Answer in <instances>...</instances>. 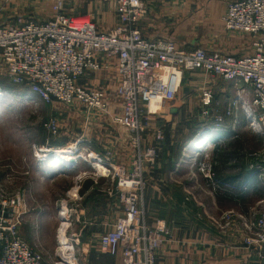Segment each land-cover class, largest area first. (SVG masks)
Listing matches in <instances>:
<instances>
[{"label":"built area","instance_id":"built-area-1","mask_svg":"<svg viewBox=\"0 0 264 264\" xmlns=\"http://www.w3.org/2000/svg\"><path fill=\"white\" fill-rule=\"evenodd\" d=\"M146 2L115 0L116 21L106 31L77 10L68 11L67 0H55L53 15L48 19L27 18L19 24H0V61L10 82L20 89L27 88L48 104L59 101L74 106L77 101L87 109L108 113L110 94L107 87L89 86L83 79L108 68L110 59H116L117 93L122 101L121 112L113 114L112 119L132 133L138 154L129 166L115 164L109 154L84 157L78 153L76 158L92 161L97 169L100 164L103 170H98L102 175L116 178L115 194L124 212L113 228L100 235L99 240L103 251L120 255L124 264H157L158 252L170 234L164 220H157L155 224L147 221L144 169L146 162L153 163L156 149L142 151L141 135L145 129L144 114H156L165 103L174 101L187 71L201 70L235 83V96L226 108H218L214 123L220 126L230 118L235 128L240 124L239 115L244 117L247 127L262 141L258 150L248 154L247 168L264 182V0H228L222 16L226 30L252 36L253 52L246 55L208 51L201 47L180 49L172 38L146 37L140 29L141 21L148 15ZM1 90L2 86L0 92H3ZM213 98L212 89L202 91V114L206 117L211 115ZM153 104H156L154 109ZM44 128L50 137L58 136L59 119L48 118ZM158 136L161 138L160 134ZM77 148L52 151L50 146L33 145L40 162L57 152L75 153ZM204 155L199 169L210 179L213 188L219 189L221 185L214 180V162L208 153ZM230 186L223 187L229 189ZM71 194L79 196L77 186ZM23 200L24 192L4 195L0 189V264H48L20 233L19 210ZM260 203L264 204V196L257 204ZM61 205L59 215L62 222L57 228L60 247L61 234L74 224L69 217L67 201ZM234 215V211H227L223 218L228 224ZM239 217L247 231L245 245L255 249L264 260V208L256 207L249 215ZM60 247L53 264H80L74 252L69 259L61 258Z\"/></svg>","mask_w":264,"mask_h":264},{"label":"crops","instance_id":"crops-1","mask_svg":"<svg viewBox=\"0 0 264 264\" xmlns=\"http://www.w3.org/2000/svg\"><path fill=\"white\" fill-rule=\"evenodd\" d=\"M96 1L99 3L105 0H67V5H79L82 8ZM148 2V15L140 24V29L146 37L168 35V23L170 24V20H174L179 13L178 15L185 14L188 18H185L184 24L177 29L186 35L189 32L184 38L172 37L180 49L201 47L208 51L235 55L253 52L250 34L227 32L223 25L219 29L221 32L213 33L212 36L192 35L191 27L200 18L199 13L206 14L205 23L211 26L210 28L215 23L221 25L228 0H212L205 7L201 5L196 7L194 12L191 1L183 3L182 0H149ZM50 17L46 15L39 19ZM89 75L87 79H83L86 85L106 86L117 90L119 74L115 58L110 59L108 68ZM206 88L214 92L211 115L208 117L197 110V107H203L201 94ZM236 89L237 86L232 81H226L201 70L187 71L183 76L177 98L169 106L171 119L168 122L172 123V130L183 122L188 125L197 123L195 126L197 128L207 126V129L211 127L213 129L203 134L204 136L198 134L200 130L187 134L186 144L176 153L173 152L175 143L173 138L177 131L171 132L173 134L167 143L169 150L163 153L164 159L145 167L147 190L144 195V205L147 210V221L149 224H155L157 220H164L170 229L169 236L158 252L157 264H264V260L256 250L245 245L244 236L247 231L243 228L239 217L241 214L249 215L250 211L256 208V204L248 206L245 198L264 184L258 180L255 172L247 168L248 154L255 150L249 151L251 146L245 147V139H248L250 145L251 138L254 141L258 135L247 127L241 114L240 124L235 128L232 127L230 118L220 126L214 123V115L218 108L223 110L227 107L229 100L235 96ZM114 108H109L113 112L111 116L85 113L82 122L84 127L90 126L89 129L83 128L80 132L63 131L56 137H50L47 133L46 137L54 139L46 138L41 144L50 146L52 151L78 146V151L75 153L57 152L48 155L42 162L28 153L24 158L16 154L9 155L10 172L7 183L13 187V192H24V200L19 210L20 233L35 250H45L46 235H54L57 231L59 209L63 201H67L69 215L75 218L74 223L82 224L85 231L90 234L100 235L113 228L123 215V208L115 194L116 178L102 175L99 170H103V167L100 164L98 170L92 161L78 158L76 162L65 165L66 161L60 157L64 154L77 157L78 153L85 155L84 157L89 153L109 154L115 163H128L133 154L129 143L131 134L125 127L113 130L116 124L112 116L121 112V106L116 105ZM151 115L153 116L149 115V118L155 117V114ZM151 121L149 119V122ZM116 126L123 127L118 124ZM209 134V143H205L203 147H196L197 143H201ZM67 136L72 137L73 140L65 141ZM223 142L231 144L228 145L227 150L230 157L221 162V166L225 164L226 168L220 169L218 166L220 162L214 158L213 152L215 144ZM260 142L261 147L262 141ZM206 153L214 160L213 171L214 166H218L219 174L214 171L216 172L214 180L221 185V188L216 190L194 161V158L197 159L198 156L201 158ZM48 160L57 164H50ZM224 185H233L236 189H225ZM75 186L78 187L77 197L71 194ZM231 210L235 215L227 224L223 216ZM80 218L83 221H80ZM90 248L95 251L94 254L92 253L96 259L95 264H124L120 255L113 256L103 251L100 240L97 247L90 245ZM101 257L104 260H101Z\"/></svg>","mask_w":264,"mask_h":264},{"label":"rangeland","instance_id":"rangeland-1","mask_svg":"<svg viewBox=\"0 0 264 264\" xmlns=\"http://www.w3.org/2000/svg\"><path fill=\"white\" fill-rule=\"evenodd\" d=\"M149 1V0H148ZM146 2L149 5V2ZM183 3H187L188 1L193 2V12L194 9L201 5V7H205L207 3L212 0H182ZM55 0H0V24L4 23H21L24 22L27 18H44L47 16H52V5ZM115 0H105L103 2L91 3L90 5H85L82 8L79 5H67V9L70 12L77 10L81 15L90 17L93 19L97 25H99L100 29L103 31L111 29L116 21L115 15ZM50 14V15H49ZM179 14V13H178ZM176 14L174 20H170V24L168 23V35H164L167 37L173 38H184L189 35V32L186 34L179 32L177 29L180 25L184 24L185 18H188L185 14ZM196 14V13H194ZM201 15L198 21L192 24V35H204L205 37L213 33L221 32L219 31L221 26L226 30L224 23L222 24L215 23L212 28L211 26L206 25L205 19L206 14L199 13ZM204 20V21H203ZM229 32L228 30H226ZM191 34V33H190ZM244 34V33H242ZM250 36V35H249ZM172 38V39H173ZM251 38V37H250ZM0 86L3 88V92L5 96L0 101V189L4 191V195L13 192V187H11L7 183V176L9 174V164L8 157L9 155H17L24 158L26 154L36 156V153L33 149V145H41L43 141L47 138L48 140H52L54 138L46 137L48 131L44 128V122L50 117H56L59 119L60 129L59 133L63 131H74L80 132L83 128L89 129L90 126L84 127L83 115L86 113L88 115H110L113 113L111 110L116 106H121L122 97L118 95V91L112 90V88H108V94H110V107L112 109L109 110V114L101 113L95 109H87L81 106L77 101L74 103V106H67L59 101H54L52 104L45 103L42 101L37 95L32 93L27 88L20 89L19 87L13 85L8 76L5 68L3 67L0 61ZM118 89V86H117ZM171 102L165 103L162 108L154 115L155 117H150L148 114H144L146 117L144 118V132L141 135V145L140 148L142 151H147L148 149L155 148L156 155L154 157L153 162H157L160 159H164L163 153L169 150V146L167 143L171 138V132H176L175 137L173 138L174 150L176 153L179 149H181L184 144H186L185 137L187 134L194 132L195 130L199 131L198 134H205L209 131H212L213 127L210 129L200 126L195 127L197 123H192L188 125V123H181L180 126H177L175 130H172V123L168 122L171 119V111L169 106ZM115 109V108H114ZM197 110L203 112V107H197ZM153 116V115H150ZM164 116V117H163ZM163 117V118H162ZM149 119L152 120L149 122ZM114 122V121H113ZM116 124V123H115ZM245 123H243L244 125ZM117 125V124H116ZM113 126V130L115 129H123L124 127ZM204 127V129H203ZM126 129V128H125ZM67 134V133H66ZM130 146L133 149L132 157L130 158L128 163H115V164H124L131 165L133 159L137 156V148L133 145L132 142V133L130 132ZM160 134L161 138L158 136ZM49 135V134H48ZM72 136V134H71ZM170 136V137H169ZM204 136V135H203ZM255 137V136H254ZM209 138V137H208ZM67 140H73L72 137L67 136ZM206 139V137L204 138ZM260 138L255 137L254 141L251 138L250 145L248 144V139H245V147L251 146V150H257L260 148ZM202 143V141H201ZM208 144V143H206ZM205 142L203 146L206 145ZM202 146V147H203ZM243 146V145H242ZM166 147V148H165ZM165 148V149H164ZM199 148V147H198ZM92 154V153H89ZM88 154V155H89ZM85 156V155H84ZM205 155L201 158L197 157L196 163L199 166L201 161L204 160ZM209 158L213 160L212 156L209 155ZM214 162V160H213ZM47 163V162H46ZM48 163L57 164V162L48 160ZM151 162H146V166ZM244 164V163H243ZM59 166V165H58ZM226 168V165H224ZM19 172V171H18ZM145 172V169H144ZM144 180L146 182V187L144 188V195L147 190V181L144 173ZM264 183V182H263ZM264 186V184H263ZM258 187L257 191L253 193H249V197L245 198V203L248 206H252L256 204L257 208L261 210L264 208V204L258 203L260 198L263 197L264 187ZM234 188L233 185L230 186V189ZM241 188L242 187H238ZM228 189V187H225ZM236 188H234L235 190ZM254 190V189H253ZM233 191V190H231ZM226 203V202H225ZM224 203V205H225ZM227 205V204H226ZM245 205V204H244ZM145 206V205H144ZM145 211L146 208H145ZM70 214V212H69ZM147 214V212H146ZM70 217V215H69ZM75 218H71L73 220ZM83 221V219H79ZM62 222L60 219L58 220V225ZM75 224V223H74ZM73 224V225H74ZM58 225L56 229L58 228ZM76 225V226H75ZM74 226H71L66 232L62 233V242L61 246L65 245L63 242L68 243L71 242L72 248L68 247L65 251V254L68 255L67 258L71 255L73 256V252L81 264H95L96 259L94 257L95 251L93 248H90V245H94L97 247V243H99L98 234H90L85 231L82 227V224L76 223ZM58 234L55 231L54 235H46V248L45 250L37 251L41 254L42 260L45 263L53 264L56 260V252L60 247L58 244ZM51 238V239H50ZM88 244V245H87ZM70 245V244H68ZM71 246V245H70ZM73 250V251H72ZM60 253V252H58ZM93 253V254H92ZM97 253V252H96ZM61 255V254H60ZM101 260H104L101 257Z\"/></svg>","mask_w":264,"mask_h":264},{"label":"bare ground","instance_id":"bare-ground-1","mask_svg":"<svg viewBox=\"0 0 264 264\" xmlns=\"http://www.w3.org/2000/svg\"><path fill=\"white\" fill-rule=\"evenodd\" d=\"M2 91V90H1ZM5 96V93L4 92H0V101H1V99H3V97ZM154 108H156V104H153L152 105V109H154ZM210 136V134L209 135H206L205 137H206V139H204V140H202V143H197V146L196 147H201V146H203V143L205 142V143H209V141H210V138H208ZM204 137V138H205ZM57 157V156H56ZM61 157V159H63V161H66V163H70V164H72L70 161H74V162H76L77 161V158H76V156H73V155H71V154H64V155H62V156H60ZM46 158V157H45ZM73 162V163H74ZM63 244H65V245H62L61 247H60V250H59V255L61 256V258H63L64 260H66V258H67V256L68 255H66L65 254V251H66V249L68 248V247H70V248H72V246H70V245H68V243H65V242H63ZM69 258H71V255L67 258V259H69Z\"/></svg>","mask_w":264,"mask_h":264},{"label":"trees","instance_id":"trees-1","mask_svg":"<svg viewBox=\"0 0 264 264\" xmlns=\"http://www.w3.org/2000/svg\"><path fill=\"white\" fill-rule=\"evenodd\" d=\"M228 145H231V144H228L227 142H223V143H216L215 144V149H214V158L215 159H217L219 162H220V164L218 165L219 167H220V169H221V167L223 168L224 167V165H222L221 166V162L224 160H227L229 157H230V154L227 152V150H228ZM240 157V156H239ZM223 161V162H224ZM218 166L216 165V166H214V171L216 170L217 171V174H219L218 173ZM216 173V172H215ZM245 182V181H244ZM246 183V182H245ZM258 189V188H257ZM243 200V199H242Z\"/></svg>","mask_w":264,"mask_h":264},{"label":"water","instance_id":"water-1","mask_svg":"<svg viewBox=\"0 0 264 264\" xmlns=\"http://www.w3.org/2000/svg\"><path fill=\"white\" fill-rule=\"evenodd\" d=\"M72 163L74 162V161H71Z\"/></svg>","mask_w":264,"mask_h":264}]
</instances>
